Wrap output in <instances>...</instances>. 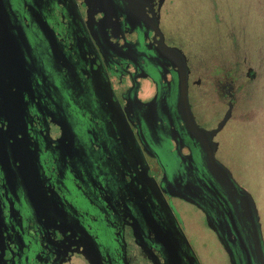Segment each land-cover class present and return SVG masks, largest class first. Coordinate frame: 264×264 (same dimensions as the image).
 <instances>
[{"label":"flooded vegetation","instance_id":"obj_1","mask_svg":"<svg viewBox=\"0 0 264 264\" xmlns=\"http://www.w3.org/2000/svg\"><path fill=\"white\" fill-rule=\"evenodd\" d=\"M173 3L0 0V264H202L179 203L228 264H264L253 197L219 137L253 118L256 71L235 56L220 70L221 33L212 50L203 32L170 42ZM209 59L210 126L188 93Z\"/></svg>","mask_w":264,"mask_h":264},{"label":"rangeland","instance_id":"obj_2","mask_svg":"<svg viewBox=\"0 0 264 264\" xmlns=\"http://www.w3.org/2000/svg\"><path fill=\"white\" fill-rule=\"evenodd\" d=\"M209 1L174 0L170 10L173 19L168 24L174 27L175 32L170 42L179 44L178 40L184 39L183 30L186 29L196 34L203 32L202 35L209 40L206 47L209 46V50H212L213 46H219L217 41L220 40L221 33L224 37L222 49L226 50V60L220 62V70L234 71V59L229 60L228 56H235V60L239 62L247 58L250 63L242 65L244 69L250 64L256 71V79L246 86L251 90L252 98L248 96L246 102H253V118L228 121L219 137L221 161L232 169L240 185L252 195L253 213L264 242V53L260 54L261 56L255 54L258 49L264 48V0H214V6L218 7L219 13L224 14L223 21H233L227 28L225 25H217V29L211 20L212 7ZM193 45L195 48V43ZM221 52L214 58L217 64L218 58L222 56ZM205 69L209 71L208 74L199 69L197 76L201 78V89L207 94L201 97V89L197 87L194 88L193 98L192 88H189L188 93L189 100L193 102L194 118L199 122L205 121L210 126L217 120V116H212L213 110L217 109L213 96L214 85L209 77V74L214 72L213 69H216L212 60L206 62ZM148 134L151 137L155 134L152 127L149 128ZM178 210V213L185 217L187 233L201 263L228 264L225 252L215 235L208 229L201 212L183 203L178 204Z\"/></svg>","mask_w":264,"mask_h":264},{"label":"trees","instance_id":"obj_3","mask_svg":"<svg viewBox=\"0 0 264 264\" xmlns=\"http://www.w3.org/2000/svg\"><path fill=\"white\" fill-rule=\"evenodd\" d=\"M209 3L211 5V7H212L211 16L213 18L211 20L213 21V25H214V27L216 29H217V25H225L226 28H227L229 25H231V23H233V21H231L229 19H228L229 22L223 21L222 17H223L224 14L222 13L223 14L222 15V14L219 13L220 11H219L218 7L214 6V0H210ZM226 17H227V15H226ZM233 43H234V41H233ZM263 46H264V44H263ZM263 53H264V48L258 49V51L255 52V54H259V55L263 54Z\"/></svg>","mask_w":264,"mask_h":264},{"label":"water","instance_id":"obj_4","mask_svg":"<svg viewBox=\"0 0 264 264\" xmlns=\"http://www.w3.org/2000/svg\"><path fill=\"white\" fill-rule=\"evenodd\" d=\"M231 110H232V104L229 103L227 111L225 112L223 118L221 119V121L218 124L219 128H221L225 124V122L230 118Z\"/></svg>","mask_w":264,"mask_h":264}]
</instances>
